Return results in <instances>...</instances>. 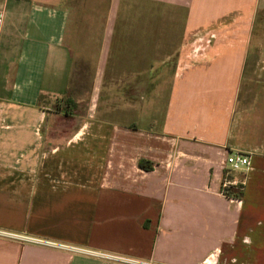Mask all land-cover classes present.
<instances>
[{
  "label": "crops",
  "instance_id": "crops-1",
  "mask_svg": "<svg viewBox=\"0 0 264 264\" xmlns=\"http://www.w3.org/2000/svg\"><path fill=\"white\" fill-rule=\"evenodd\" d=\"M260 18L264 0H0V264H264Z\"/></svg>",
  "mask_w": 264,
  "mask_h": 264
},
{
  "label": "built area",
  "instance_id": "built-area-1",
  "mask_svg": "<svg viewBox=\"0 0 264 264\" xmlns=\"http://www.w3.org/2000/svg\"><path fill=\"white\" fill-rule=\"evenodd\" d=\"M225 163L227 165V171H249L251 169L249 156L239 153H231L227 155ZM236 184L237 183L235 181L224 176L221 190L224 194H226V190L237 186Z\"/></svg>",
  "mask_w": 264,
  "mask_h": 264
},
{
  "label": "rangeland",
  "instance_id": "rangeland-1",
  "mask_svg": "<svg viewBox=\"0 0 264 264\" xmlns=\"http://www.w3.org/2000/svg\"><path fill=\"white\" fill-rule=\"evenodd\" d=\"M259 21H261V23H262V25L264 26V18H260L259 19ZM164 71L167 73H165V74H163L164 76H163V78L164 79H166L167 77H169L170 75H171V69L170 68H167V69H164ZM92 76V75H91ZM91 76H89V82L88 81H85V80H82L81 81V85H82V87L83 88H88L89 87V85H91ZM160 76V75H159ZM162 79V78H161ZM159 89L161 90V86H162V83L160 82L159 83ZM164 86H165V82H164ZM155 105H154V109L156 110L157 108H159L160 107V105H159V99H155ZM47 104H49V103H47ZM61 104V103H60ZM59 104V105H60ZM51 108V110L52 111H55L56 110V105L55 104H53V107H50ZM235 172H238V171H227V173H225V176L228 178V179H230L231 178V176H232V174H234ZM237 186H235V187H233L234 188V191H239L240 190V183L239 182H237V184H236ZM208 264V263H207Z\"/></svg>",
  "mask_w": 264,
  "mask_h": 264
},
{
  "label": "trees",
  "instance_id": "trees-1",
  "mask_svg": "<svg viewBox=\"0 0 264 264\" xmlns=\"http://www.w3.org/2000/svg\"><path fill=\"white\" fill-rule=\"evenodd\" d=\"M140 167L141 168H146V169H149L150 168V166L149 165H144V164H140ZM227 192H226V194L228 195V196H237L238 195V191H234V188H228L227 190H226Z\"/></svg>",
  "mask_w": 264,
  "mask_h": 264
}]
</instances>
